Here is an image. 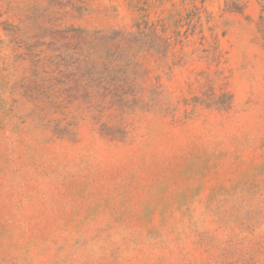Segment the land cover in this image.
Masks as SVG:
<instances>
[{
	"label": "rangeland",
	"instance_id": "rangeland-1",
	"mask_svg": "<svg viewBox=\"0 0 264 264\" xmlns=\"http://www.w3.org/2000/svg\"><path fill=\"white\" fill-rule=\"evenodd\" d=\"M0 264H264V0H0Z\"/></svg>",
	"mask_w": 264,
	"mask_h": 264
}]
</instances>
